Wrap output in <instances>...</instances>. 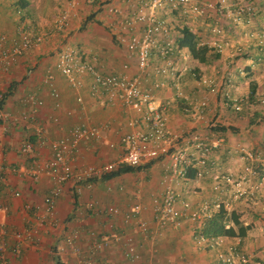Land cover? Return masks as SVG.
Wrapping results in <instances>:
<instances>
[{
	"label": "crops",
	"instance_id": "obj_1",
	"mask_svg": "<svg viewBox=\"0 0 264 264\" xmlns=\"http://www.w3.org/2000/svg\"><path fill=\"white\" fill-rule=\"evenodd\" d=\"M26 1L29 5L18 14L16 6L17 2H21L20 0H0V34L5 33L13 38L17 35L19 27L33 29V34H45L43 41L18 58L9 72H0V89L3 92L10 83H19L16 91L5 104L4 110L10 114V119L7 122L0 119L2 143L0 162L7 166H16L21 172V174L6 175L5 181L0 184V202L9 208L2 217L3 225L8 230L5 236L8 246L13 242L11 236L13 230L31 229L36 240L34 243L27 242L19 256H13L8 252V264H75L78 258L83 257H91L92 264L148 262L221 264L217 259V253L234 243H239L240 252L248 259V264H258V262L264 264L261 258V253L264 251V213L261 211L264 205V180L259 187L256 186L260 180L259 176L264 173V164L244 158V152L241 151L243 147L245 151H259L264 154V110L260 109L262 106L254 108L256 103L254 102L247 106L245 114L237 116L238 113L232 112L230 116H224L223 109L229 105L222 98L208 94L207 106L198 111L194 99L206 95L203 92L205 89L198 88L194 83L192 68H188L183 63H180V68H176L175 65L178 63L176 60L184 59L186 63L189 59L197 68L198 74L205 71L208 66L194 62L185 49L172 57L175 72L155 76L151 71L148 78L141 79L145 86L158 79L165 83L162 88L154 90V98L166 106L168 130L179 135L198 133L215 146L208 156L203 177L175 180L174 187L180 201L188 200L193 209L208 203L213 214L218 208L216 205L230 202L229 210L238 213L244 225H250L246 236L239 238L240 241L238 237H221L220 245L209 248L195 241L193 232L201 224L198 221L185 218L179 227L160 228L154 221L152 207L155 201L160 199L161 180L166 173L167 157L143 163L140 170L123 173L109 180L95 179L91 188L72 183L64 184L62 194L56 203L54 218L46 216L41 220L42 210L26 208L28 204L42 207L44 195L53 185L52 180L46 175L31 178L25 173L51 156L49 142L52 139L66 136L69 130L77 125L100 127L101 136L98 140L79 142L68 157L73 167L85 165L100 167L117 161L121 155V149L118 146L110 147V142H117L125 133L145 129L141 114L132 108L122 105L119 101L106 104L93 98L90 94L91 75H83L81 86L73 88L55 68L58 53L69 44L79 51L84 49L83 53L86 52L87 59L94 60L97 69L101 72L139 76L135 59L129 57L125 46L112 37L110 24L114 22V17L109 16L104 10L106 4H114L123 11L131 12L133 7L128 0H80V5L73 10L74 16L69 28L63 33L52 30L53 18L64 9L63 0L57 2L60 5L57 8L58 13L55 16L53 14L50 19L46 18V11L47 8L51 10L52 5L45 4L48 7L41 8V5L37 4L38 0ZM101 2L104 5L99 7L98 3ZM257 8L258 14L251 25H261L264 22V0H258ZM93 12H95L94 18L87 20L86 18ZM164 13L166 12L161 16L167 18L170 25L175 26L170 22L171 14L165 16ZM180 15L178 12L175 14L177 17H181ZM171 16H174V13ZM186 17L179 18L182 19L180 22L189 26L201 42L208 41L209 39L204 40L202 35L205 33L200 32L199 29L204 27L211 31L212 24L218 18L216 14L211 13L206 18L209 20L204 24L193 23L198 20L195 17L191 21ZM225 17L230 19L228 16ZM225 23L231 24L227 19ZM250 24L244 25L249 27ZM173 34L175 35V30ZM224 34L222 37H225ZM221 40L224 41V38ZM258 48L261 50L262 47L258 46ZM222 53L220 58L209 66L219 65L223 60L228 65L234 61L236 73L253 75L256 70H261L256 68L262 64L258 62L257 52L253 56L245 57L247 59L229 58L233 54H228V51ZM261 58L264 61V54ZM159 64L165 65L163 59L155 55L151 69ZM125 65L127 67L124 68ZM177 70L180 72L178 73ZM48 72L54 74V85L59 93L57 99L50 95L48 87L43 83ZM177 80L183 82L181 85L185 86L187 95L180 88ZM256 82L260 96L258 101L264 103V77L262 81ZM249 84L250 82L247 85V95ZM174 86L183 92L184 97L179 98L177 90L173 92ZM31 94L41 99L43 103L39 106L27 103L26 98ZM77 96H81V103L76 101ZM227 109L231 111V108ZM24 112L29 116L27 119L22 118ZM250 120H254L253 125L249 124ZM210 121L212 122L208 124ZM216 123L233 126L235 130L211 131L210 127ZM26 140L33 141L34 151L22 155L19 147ZM187 152L191 154V159L197 155L192 149H188ZM245 165L258 171V177H249L244 184L248 191L246 196L233 199L231 186L222 182L221 177L219 179L224 191L216 193L212 190L215 175L232 173L237 178L243 174ZM194 172L195 167H191L189 173ZM16 191L19 192L18 196L14 195ZM91 202L96 203L95 209L88 208ZM134 204L141 205L140 217L148 223V231L145 234L141 233L133 222L123 221V213ZM109 205L118 207L120 213L108 215L103 212ZM72 232L78 234L79 252L76 254L63 243L64 237ZM90 233H94L95 236H91ZM104 237L109 238V245L104 249L95 250L94 241ZM130 243L138 255L136 260L129 259L125 254L126 247Z\"/></svg>",
	"mask_w": 264,
	"mask_h": 264
},
{
	"label": "built area",
	"instance_id": "obj_2",
	"mask_svg": "<svg viewBox=\"0 0 264 264\" xmlns=\"http://www.w3.org/2000/svg\"><path fill=\"white\" fill-rule=\"evenodd\" d=\"M90 1V0H88ZM65 6L52 20V30L57 33L65 32L74 16L73 10L80 5V0H63ZM133 7L131 12L123 11L114 4H106L104 10L109 16L114 17V22L110 24L113 35L117 41L125 46L129 55L135 59L139 76H129L126 73H104L97 69L94 60L84 58L77 48L72 46L63 47L58 53L55 68L67 80L73 88H79L82 84L83 75H91L92 84L90 94L93 98L102 103L114 104L119 101L122 105L132 108L141 114V120L145 125L144 130L128 132L119 137L117 142H110L112 148L119 147L121 155L117 161L106 163L100 167L85 165L73 167L68 157L81 141L98 140L101 136V128L98 126L77 125L72 127L66 136L52 139L49 142L51 156L42 163H37L25 173L31 178H38L42 175L48 176L53 185L44 195L42 207L28 204L27 209L35 208L42 210L40 218L43 220L46 216L54 218L56 203L60 198L63 185L72 183L83 185L86 188L93 186V178H99L104 173L110 172L120 164L126 163L132 166H139L151 160L160 157H167L168 163L165 166V175L161 180L162 190L160 199L153 204V218L160 228L179 227L185 218L193 221L202 222V220L211 216L212 211L208 203L201 204L193 209L188 200L180 201L179 195L174 187L175 180H188V172L191 167H195L194 178L200 179L205 173L207 159L212 148V143L201 137L198 133L190 132L185 135H179L168 130L166 125V106L157 102L154 98V90L162 88L165 83L162 80H155L149 86H145L143 79L150 76L151 71L155 76H162L174 72L172 61V50L175 46V39L171 27L167 20L161 16V13L173 11L183 16L195 18H208L211 13L218 17L211 26L213 37L211 41H206L211 46L222 53L223 47L228 42L218 39L224 34V27L218 23L220 16L230 17L233 23H250L257 14L258 0H128ZM218 14V15H217ZM247 37H255L253 32H248ZM45 34H33L30 30L19 27L17 35L10 38L7 34H0V72H9L18 58L30 50L35 45L41 43ZM258 46L264 49V25L257 34ZM243 52L242 48H238ZM157 55L163 59V64H159L151 69L152 60ZM127 67L126 65L124 68ZM142 79V80H141ZM48 87L50 95L57 99L59 93L54 85V74L48 72L43 80ZM199 85L206 89L207 93L203 97L195 98L197 110H201L208 104V94L222 98L226 104L233 106L235 110H240L242 99L231 96L228 91L220 88L215 78L202 76L199 79ZM177 88V87H176ZM177 90L178 97H184L181 90ZM3 91L0 89V99ZM27 103L32 106H39L43 102L34 95L26 98ZM78 103L82 102L81 96L76 97ZM27 113L22 114L23 119H27ZM0 119L7 122L10 114L4 109H0ZM7 128H5L6 130ZM40 131V130H39ZM2 143L0 141V150ZM192 149L196 152L194 159L187 150ZM34 143L24 141L19 147L22 155L33 153ZM244 158L258 161L264 164V154L261 152L245 151ZM195 154V153H194ZM9 173L21 174L20 170L14 166H7L0 162V184L6 179ZM231 186L232 198L239 199L247 195V189L244 184L249 177H258L256 168L249 165L243 167V174L235 178L232 173H226L214 176L212 190L216 193H222L224 187L222 182ZM260 180L256 186L264 180V173L259 176ZM15 196L19 192H14ZM227 210L230 209V202H224ZM219 204L216 207L220 206ZM96 203L88 204L89 209H95ZM8 206L0 202V264H8V252L13 256H19L22 253L26 243H34L35 236L31 229L24 231L13 230L11 236L13 242L8 246L6 237L7 228L3 225L2 217L8 212ZM264 213V205L261 207ZM103 212L108 215H117L120 209L109 205ZM141 205L134 204L123 213V221L133 222L141 233H147L148 223L140 217ZM95 236L94 233H90ZM78 234L72 232L64 237V246L68 247L75 254L79 252L77 246ZM198 244L213 248L221 244V237L206 239L202 236L196 237ZM238 241L240 239L238 238ZM239 243L226 246V248L217 253V259L221 264H248V259L240 252ZM109 245V238L104 237L101 240H95L93 247L95 250H101ZM126 256L131 260L138 258L134 246L130 243L126 247ZM264 260V251L261 253ZM91 257L78 258L75 264H92ZM146 264H153L148 262ZM258 264H261L258 262Z\"/></svg>",
	"mask_w": 264,
	"mask_h": 264
},
{
	"label": "trees",
	"instance_id": "obj_3",
	"mask_svg": "<svg viewBox=\"0 0 264 264\" xmlns=\"http://www.w3.org/2000/svg\"><path fill=\"white\" fill-rule=\"evenodd\" d=\"M20 1H21L20 3L17 2V6H16V12L18 14L22 13V11L25 10L27 6L29 5L26 0H20ZM98 4H99V7H102L104 5L102 2ZM172 13H174V16H175L176 11H173L170 14L172 15ZM94 16H95V12L91 13L86 19L90 21L94 18ZM174 16H171V17L173 18ZM222 17L224 18L225 15H222ZM226 19L228 21L230 20L228 18ZM229 22L233 23L232 20H230ZM174 30H175V35H173V37L175 39V46L172 50L173 56H175L177 52L185 49L188 52L190 58L194 62H197L198 64H204V65L211 64L220 58L221 52H219L216 49V47L211 46L207 43L201 42L199 38L197 37V35L191 30L189 26L183 23L175 24ZM112 37L115 38L114 35ZM253 45L254 44L250 43L248 48H251ZM259 47H262V46L259 45ZM236 53L237 55L242 54V52H239V51ZM262 54H264L263 48H261V50L259 49V51L256 54L258 60L262 59L261 58ZM247 55H243V56L248 57ZM191 72L193 73L192 76L199 81L201 76L200 74L197 73L198 72L197 68L196 67L192 68ZM18 84H19L18 82L10 83L7 90L2 93V98L0 99V109L5 108L7 99L14 94V92L17 89ZM259 97L260 96H259L258 84L256 80L252 79L249 84V93L244 100L245 102L241 103L242 105H241L240 110H237L236 112V110L231 105H229L228 108H231V109L233 108L235 112L238 114H245L247 110V106L250 103L259 102L258 101ZM253 123H254V120H250L249 124L253 125ZM210 129L211 131H218V132L219 131L226 132L227 130H231V131L235 130L233 126L225 125L221 123H216L215 125L211 126ZM29 141L33 143L32 140H29ZM153 161L154 160H151L150 162H153ZM140 169H141V165L132 166L126 163H122L114 170L104 173L99 178H93V181H95V179L109 180L120 174L134 172ZM194 176H195L194 173L190 174L188 172L189 178L194 177ZM200 223L201 224L198 226V228H196V230L193 232L194 238L202 236L206 239H214L216 237H229V238L238 237L242 239L246 236L247 231L250 229L249 224L244 225L241 222L240 216L238 213H236L234 210H227L223 205H220L217 208V210L213 214H211V216L204 219Z\"/></svg>",
	"mask_w": 264,
	"mask_h": 264
},
{
	"label": "rangeland",
	"instance_id": "obj_4",
	"mask_svg": "<svg viewBox=\"0 0 264 264\" xmlns=\"http://www.w3.org/2000/svg\"><path fill=\"white\" fill-rule=\"evenodd\" d=\"M60 0H38L37 1V4L40 6L41 5V8L44 6L45 8H47L48 6H45V4H50V5H52L53 6V3H54V8L52 9V6H51V10L50 9H48L47 8V11H46V18H51V16L53 15V16H55L57 13H58V7L60 6L57 2H59ZM199 1H201V0H199ZM257 10H258V8H257ZM51 11V12H50ZM162 14V13H161ZM168 14V12H166V13H164V15L165 16H168L167 15ZM257 14H258V11H257ZM256 14V15H257ZM182 18H184V16L183 15H180ZM164 17V16H163ZM170 17V22L172 23V24H176L177 22L175 21V20H177V21H179V23H181L180 21H182V19H179V18H181V17H173V19H171L172 17L171 16H169ZM189 21H191V20H193L194 19V17H191V16H188V17H186ZM166 20H167V18H165ZM196 19H198L197 21H194L193 23H196V22H198V23H202V24H204V23H207V21L209 20V19H206V18H196ZM216 20V19H215ZM225 20H226V17H224V19H223V17L222 16H220V22H218V23H220L221 25H223V27H224V33L226 34V35H230V36H226L225 34V37H219L220 39H222V38H224V41H226V42H228L227 44H225L224 45V47H223V53L222 54H224V52H227L228 51V54L229 53H231V54H233V56L232 57H229V58H233V57H241V58H244V59H247V58H245V56H243V55H247V54H249V55H251V56H253L256 52H258L259 51V48H258V42H257V34L259 33V30H261L262 29V25H264V22L262 23V21H261V25L259 24H254V25H251L250 23H253L254 21L252 20V22H250V23H247V24H250V26L249 27H245V25L244 24H246V23H242V22H240V23H238V24H236V23H231V24H227V23H225ZM228 21V20H227ZM230 21V20H229ZM167 22L169 23V21L167 20ZM178 24V23H177ZM169 25H170V23H169ZM172 25H170V27H171ZM204 26V25H203ZM250 28V29H249ZM251 30V32H253V34H254V36L255 37H252L251 39H249L248 37H247V33L248 32H250L249 30ZM31 30V32L33 33V29H30ZM171 31H172V33H173V31H174V26H172L171 27ZM199 31L201 32V31H203L205 34L204 35H202V37L204 36V40H207V39H209L208 41H211L212 40V38L213 37H215V36H213V34H212V32L209 30V29H204V27H201V29H199ZM174 35V34H173ZM233 41V42H232ZM250 43H252V44H254L251 48H248V46L250 45ZM81 44V43H80ZM69 45V44H68ZM70 46V45H69ZM77 46V45H76ZM239 47H241V48H243V52H242V54L241 55H237V53L236 52H238V48ZM78 50V49H77ZM84 49H80V51H79V53L81 54V56H83L84 58H87V54H86V52L85 53H83L84 51H83ZM249 55H247V56H249ZM224 56V55H223ZM182 57V56H181ZM249 59V58H248ZM186 60V59H185ZM243 60V59H242ZM241 60V61H242ZM178 63L175 65V67L176 68H180V63L182 64L183 63V65H185V66H188V68H194V63L193 62H190L189 61V59L187 60V62L186 63H184V59L183 60H179V59H177L176 60ZM174 62V61H173ZM220 62V61H219ZM258 62H260V63H262V64H260V65H258V66H256V68H260L261 70H256L255 72H254V74L252 75V74H249V75H247V74H245V73H236V71H235V64H234V61L232 62V63H230L229 65L226 63V61H221L220 63H219V65H216V66H214V67H212V66H209V64L208 65H206V66H208L207 67V69L205 70V71H203L201 74H200V76L202 77V76H206V77H212V78H216V81L218 82V84H219V86H220V88H222V89H224V91H228L229 93H230V95L231 96H236V97H238L239 99L240 98H243L242 99V101H241V103H244L245 101V98H246V95H247V92H248V89H247V85H248V82H250V80H252L253 78H254V80L256 79V81L258 80V81H262L263 80V77H264V75H263V73H264V61H262V60H258ZM241 66H243V65H241ZM216 70H218V72H216ZM178 71V70H177ZM175 72V71H174ZM180 71H178V73H179ZM176 81V80H175ZM178 81V80H177ZM180 81V80H179ZM177 82L179 85H180V88L181 89H183L184 90V93L187 95V91H186V88H185V86L183 87V84L181 85V83H183V82ZM195 84H197V86H198V88H201V89H205V88H203V87H201L200 85H199V81L197 80V79H195V82H194ZM176 87L174 86V90H173V92L174 91H176ZM233 89V90H232ZM203 91V90H202ZM233 91V92H232ZM204 93H207V91H206V89L203 91ZM236 93V94H235ZM212 95V94H211ZM214 96V95H213ZM218 97V96H217ZM219 98V97H218ZM240 103V105H242ZM255 106H254V108H260V106H262V108H260L261 110H264V103H262L260 100H259V102H257V103H255L254 104ZM228 107L226 106V107H224V109L223 110H225V114H224V116H230V114H232V112H234V113H236L237 112V110H236V112H235V110L232 108L231 109V111L230 110H228L227 109ZM241 108V107H240ZM234 110V111H233ZM240 114H238L237 116H239ZM223 116V117H224ZM212 121H210L208 124H210ZM209 126V125H208ZM208 126H207V128H208ZM204 128H206V126L204 127Z\"/></svg>",
	"mask_w": 264,
	"mask_h": 264
}]
</instances>
